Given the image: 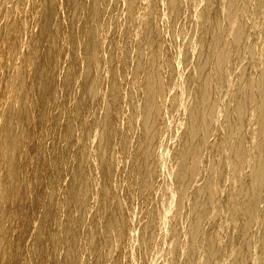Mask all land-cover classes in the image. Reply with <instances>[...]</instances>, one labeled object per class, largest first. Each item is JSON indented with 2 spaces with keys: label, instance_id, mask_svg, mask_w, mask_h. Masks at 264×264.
Segmentation results:
<instances>
[{
  "label": "bare ground",
  "instance_id": "1",
  "mask_svg": "<svg viewBox=\"0 0 264 264\" xmlns=\"http://www.w3.org/2000/svg\"><path fill=\"white\" fill-rule=\"evenodd\" d=\"M39 1L41 3L40 9H39V12H40L39 27L37 28V31L35 32L34 36L32 35L33 40H34V45L31 48V53H30L31 62H29V65H28V73L31 77L30 78L28 76L29 77L28 79H31V81H29L30 82V84H29L30 91H28L29 93H27L26 95L21 96L20 106L17 107L18 109L15 112H14V110L7 112V115H6L5 121H4V126L2 125V127L4 128V131H5L4 137L2 138V140H4V146H3L4 152H5L4 158L6 159V161L9 164H12V165H14L16 162L18 163V161H19L21 168H20V171H19V169L17 171L13 170L11 172V174H9L10 175L9 179L7 177L0 179V193L3 196L2 199H4L5 193L8 191L10 186L13 184L14 185L19 184L21 182V185H20L21 190H20V193L18 196V203H20L21 211L26 213V217H25V219H23L21 226L18 229L19 233H18V237H17V240H16L14 246L11 249L8 248V249L3 250L2 260H4L5 262L13 260L12 264H78L79 263V259H80V256H79L80 253L79 252L80 251H79L78 241L80 242V240H78V238H79L78 230H81L79 228H81V226L83 225V224L81 225V222L84 219V213L86 210L83 200H85L86 198L88 199V196L90 197V195H88L90 192L89 191V185H88V174H89L88 172H89V167H90V165H88V160H89L88 159L89 158L88 157L89 156L88 155V149H89L88 148L89 147L88 140L90 138L89 135L94 130L93 128L95 126H93V125L96 124V131L98 134L96 132L95 133H96V136L99 137L97 139L98 143L96 145V155H97L96 158H97V168L99 170L98 175L100 176L99 179L101 181V187H102L101 195H100V198L98 201V203H99L98 208L99 209H97L99 212H97V213H100V215L99 214L98 215H99V218L101 217L103 224H102V227H99V225H98L99 219L94 220V218H93L91 221L92 227H90L91 232H89L90 238L92 240V244L89 247V255L91 257V259H90L91 262H89V261L88 262L90 264H103V262L105 261L104 262V264H105L106 260H107L106 258H108L109 251H112L111 250L112 249L111 246L113 243L112 242L113 239H112V235H111L113 233L112 231H114V233L116 234L117 231H119L120 229H122L125 226V224L123 223V221H125L123 219L124 217L121 218L122 214H119V209H121V206L118 203V201H117V203L119 204L120 208L118 206H115L116 207L115 211L113 209L114 212H110L109 207L112 206V205L110 206V201H111L110 198L112 196L114 197V195H115L114 193H113L114 195H112V193H111L112 188H113L112 187V182H113L112 174L114 175L113 169L115 168L114 163H116V160H115V158H116V154H115V149H116L115 134L116 133H115V130H116V127L118 128L117 124L119 123V114H120L119 111H121V108L119 109V107L121 106L120 103L124 102V101H121V100H124V99H122L123 97L120 99V95H121L120 93H121V87L124 86L125 84H122V86H120L119 78L122 76V79H123V77H124L123 80L121 79L122 83H123V81L125 80V77L127 78V76H126L127 72L131 77V79L129 77L130 81H132V82H130V84L133 83L132 86H133L134 90H136L137 92L139 91L140 95L142 94V96H141L142 99L140 101L139 107L138 108H132V110H131V115L133 117H135L136 115H139V114H137L138 112L141 113V116H142V121H141L142 123H138L139 125H141V128H140L141 129L140 147L138 148V150L136 149L137 150L136 153L133 152L135 154L133 157L131 156V158H133V160L130 159V160H132L131 163L133 165V171H134L133 172L134 177L132 176L131 180H132V182H136V180H139L141 187L143 186L144 183H146L147 181H150V180H148L149 178L152 179L155 177L158 180V176H157L158 174L157 173H159V171H160L159 166L157 167L159 169V171L156 168V165L158 163L154 167V165L150 163V159H151V155L153 154V150L156 146L155 144L157 142L156 140H157L158 133L161 132L160 128L162 130L159 117L161 114L162 96H163V87H164L163 73H162L163 69H162V64L160 61V53H161L163 46L155 34V31L157 28V19L161 15V12L159 11L158 7L147 2L148 0L143 1V2L141 0L140 1L131 0L128 2L127 13H126L127 21H126V26L124 27L125 28L124 33L119 32L120 34L123 33V35L121 36V39L118 42L117 46H114L115 48L112 49L113 54L117 58V61L115 64L112 65L111 70L109 69L110 70L111 91L109 93L110 95H109V99H108V103H107L106 113L104 114V116L102 118L98 119L97 115H96V108H95L96 83L94 80V70H95L96 66L99 64V57H100L99 56V48H100V44H101L99 39H98V28H97L96 22H95V16H96V12H97L96 10H97V7H99V2H98V0H95L85 10L84 9L85 7L82 4V0H66L65 10L67 9V17H66L65 27L67 28L66 30L68 31V34H67L68 36L66 38L67 39L66 40L67 41L66 42V48L68 50L67 52H69V58H66V59H68L67 71H66V74L62 78V85L64 87L65 94L68 97L70 94L75 95V99H74L75 101L72 99L74 101V111L72 114L73 118L76 120H81L86 115L92 114L94 116L95 124L93 123V125H92L93 128H91L92 127L91 126L85 130V132L81 138V141H80L79 152H77V154H75V155L73 154L74 155L73 159L75 160L74 162L76 163V167H75V170H74L72 178H71L69 191L66 194L65 199H64V211L63 212L65 214V217H64L63 223L61 225L62 229H59V230H61L59 232H61V235L62 234L63 235L62 236L59 235V237H58L56 234L57 232L56 233L53 232V230L55 229L54 225L57 221V215L54 212V194L55 193H54L53 181L49 176H45L41 173V171L39 169V166L42 162L41 158H38L37 160H35V159L31 158L32 156H30L32 150H38L39 152L41 150H43V148L41 149L42 145L40 143V140L38 139L39 138L38 137V133H39L38 127L43 122L44 116L46 115V113L48 114L49 112H52L51 116H52L53 122H52V124L50 123L51 124L50 126L52 128L56 127V124L60 120V116H61V109H59L56 106V99H55L56 88H57L56 83L58 81V74H59L55 57H56V54L60 51L59 49L61 47V40H62V39L60 40V35H59V31L61 30V28H60L61 23L60 22L62 20H59L57 18L58 15L56 16V9H57L60 2L58 0H38V2ZM180 1L181 0H168L166 12L165 13L163 12V13H164V15H167L166 17H168L170 25H173L174 22L178 18H180V16L183 14L182 4ZM202 1H204V0H202ZM205 1H206V6L204 5V7H205L204 9L202 7L203 10H202L201 15H200V21L204 24V29H203L202 33L200 34V36L198 38V42H197L198 57H197V60L195 62L196 63L195 68L193 69L190 76L188 77V83L194 81V83H196V87L193 90V87L195 85L192 86V89H191L192 91L189 92V94H188V98H187L188 99L187 119H186V121L184 120L186 122L185 123L186 127H185L183 134H182L183 135L182 136V142L180 141V144L182 143V147H180L181 152L178 153L179 156L178 157L176 156V159H174V160H177V164H178V168H177V164L174 165V166H176V170H178V172L175 170L177 174H176V176L174 175V177H175L174 180L176 179L175 183H177V188H176L177 191H175V193L176 192L178 193V195L183 199L182 201L187 200V202H189L190 205H189V203H187V204L189 205V207L191 206L190 210L192 209L191 214H189L191 216V218H189L190 220H188L189 223L187 222L188 228L186 227L188 230L184 228L186 230L185 235H187L186 233L188 231V236H186V237H188V242H186V245L188 248L187 250L189 252L188 251H186V252H188L189 256L187 257L186 255H184V256H186V259L184 257V260L182 263H186V264H192L194 262H197V260L199 262L201 261L200 262L201 264H212L213 258H215V260L218 259V258H216L218 256H215V255L219 254L218 253L219 252L218 251L219 246H220V249H219L220 252L222 250L221 249V243L219 244L220 239L218 238V234H217V231L219 233L220 230L218 228V230L216 231V229L214 227V225H216L215 223H217L216 221H218V219L217 220L215 219V221L213 220V223H210V226L212 224H214L213 227H211L210 229L209 228L206 229V230L209 229L208 235L205 236L206 234H204V236L208 237V240H207L208 242L206 241L207 243H205V242L204 243L208 244V245H207V247L205 245L206 249H204L203 250L204 252L202 251L203 253L200 254L201 257H199L200 249L198 248L199 247L198 241H201L202 240L201 237L202 238H204V237H203V234H201L200 235L201 237L198 240V236L201 233V231H200L201 227H203L205 225V224H203L205 219L207 221V218H209L211 216L210 214H212V212L216 210V209L213 210L214 203L218 202V205H222V204H220L222 202L220 200V199H222L221 193L219 195V192H220L219 190H221L222 188L219 189V187H222L221 184H223V182H222L223 177L225 176L224 177V179H225L227 174L234 172V174L232 173L233 175L230 174L231 176H233V183H234V179L238 180L237 177H239L238 174L240 173L239 172L240 169L242 168L241 172H242V170L245 169V167H244V169L242 167L243 164L245 163L244 166H246V164L249 161L243 162L244 157H245L244 151L247 149L246 148L244 150V146L241 142L244 139L241 138L239 140V138H235L234 143H235L236 139L239 140V143L237 142V145L235 147H234V144H232V147H234V149H231L232 152L230 151V147L227 145L228 142L226 145L229 147V150L228 149H227L228 151L225 150L226 153L227 152L229 153V151L231 152L230 153L231 155L230 154L229 155L231 156L230 161H231V164L233 165V171L232 170H231V172L229 171L230 170L229 169L230 166H228L229 164L227 165L229 167L228 172L224 171L225 169L223 170V168L225 166L224 161L226 159V156H225V159H222V158L219 159L220 158L219 154H218L219 158L216 157L217 156L216 152L219 151L220 154L221 153L223 154L224 148L222 149L219 146L221 148L220 149L218 146H216L219 149L218 151H216V147H215V144L219 145L220 142H224V140L220 141L222 139L221 136L224 133L221 136L219 135L220 136L219 137L220 138L219 143L216 142L214 144V148H213V145H210L208 143L207 139H208V136L210 135V133H212L210 131L212 130L211 127L212 128L214 127V125H212L213 122L216 126L218 125L215 123L216 121H214L213 116L216 117L217 114L216 115H214V114L217 112H214V111H217L218 107L220 108V106H217V108H215L216 105L218 104L217 101L220 99V96H219V99H217L218 93L221 90V88H219L220 83L222 82V80H225L224 79L225 75H227L229 73L227 70H225V68L230 63L233 66L232 62H234L238 58L237 56L239 54L240 49H241V52H242V50H244V49H242V45H243V43H246L249 40L248 39L246 42H244V40H246V36H248L247 34L249 32L248 30H250L249 28H251V29L254 28V31H256L255 30L256 28L252 24H251V26H253V28L248 27V23L250 26V21L248 22L247 18L245 19L244 17L243 18H240V17H242L241 15H243V16L250 15L251 16L250 19H252V21H254V24L256 23L255 21H259L258 23L261 24L260 22H262L264 20V0H205ZM62 2H63V0H62ZM89 4H90V2H89ZM3 5H5V0H0V14L2 11ZM27 5H29V4H27ZM62 5H63V3L59 6H62ZM26 6L23 5L24 8ZM31 7H33V6H31ZM186 8H187V5H186ZM243 8H245L246 11L248 8H250V11H247V12H251V13H247L248 15H246L245 10H244V12H242L240 17H239L240 19L237 18V20H236V14H238L237 12H239L238 10L241 9V11H243L242 10ZM59 10H60V7H59ZM30 11L28 9V12H30ZM33 11H34V9H33ZM61 12H63V11H61ZM139 12H143L146 16V21L143 23V25L140 29L137 28L134 24V17L137 13L139 15ZM238 15H237V17H238ZM1 20H3V19H1ZM20 20L22 21V19H20ZM233 20H235V27H237V28H235L236 30H231L233 26H231L230 29L228 28L229 25H231ZM36 21H37V19H36ZM28 22H27V24H28ZM229 22H230V24H228ZM226 24L228 25L227 28L232 31V32L230 31L231 36H230V34L229 35L227 34L229 32V30L228 31L225 30L226 27H224V26H227ZM233 24H234V22H233ZM236 24H237V26H236ZM259 24H257V25H259ZM31 25H32V23H31ZM136 28L139 29L141 31V33L143 34V36L145 38L144 42L146 45H140V44H137L133 41V35L137 30ZM163 28H164V25H163ZM197 29H198V27H197ZM138 31H137V34H139ZM233 31H235V32L233 33ZM250 31H252V30H250ZM256 34H257V36H256L257 39L254 37L256 39V44H255V42H253V44H255V46H256V49L254 48L255 46L253 47V45H252V47L255 50H258L260 52L259 53V54H261L259 56L260 58L262 56H263L262 58H264V27L262 28L261 31L258 30V33H256ZM27 35H28V32H27ZM249 35H252V34H249ZM20 36H21V34H20ZM22 37H23V35H22ZM137 37H136V39H137ZM249 37H251V36H249ZM249 37H247V38H249ZM47 40H49V43L45 44V41H47ZM24 42H25V40H24ZM244 45H246V44H244ZM13 46H14V44H13ZM250 46H251V44H250ZM2 47H3V44H2ZM62 47H61V49H62ZM191 47H192V45H191ZM246 47L243 46V48H246ZM252 47H250V48H252ZM25 49L28 50V47ZM247 49H249V48L247 47L246 50ZM254 49H253V51H254ZM21 50H22V48H21ZM133 51L136 52V61H134V62L131 61V53H133ZM185 51L183 52V54L186 53L187 59L186 58H183V59L189 60L190 54L192 53L191 52L192 49H188L186 52ZM250 51H252V49H249V52ZM14 54L15 53H13V55ZM250 54H251L252 59L256 58V55H258V54H255V57H254V55L251 52H250ZM252 55H253V57H252ZM15 56H16V54H15ZM182 57H185V55ZM239 58H240V56H239ZM59 59H60V57H59ZM110 59H112V58H110ZM18 61L19 60H17L16 63ZM251 61H255V59H253ZM251 61L249 60V62H251ZM257 61H259V60H257ZM257 61H255V63ZM6 62H7V60H6ZM64 63H65V61H64ZM163 64H164V62H163ZM251 64H249L248 66H244V68L246 70H243V72H241L242 74L240 75V78L238 76L239 80H236V82H234L237 84L236 93H235L236 95L234 94L235 95L234 96L233 95L234 92H233L232 96L234 97V99L232 97L233 100L231 99L232 100L231 104H230V102H228L230 105L229 109L231 107V110H230V113L227 112V114L229 113V115L226 116L227 117L226 121L224 120L225 121L224 122L225 128L222 126L221 127L222 130H220L221 128L219 129L220 126H218V129H217V131L219 130L218 132H221V133H222V131L223 132L227 131L228 133H226V136L229 133L230 134L232 133V136H233V133H235V131H233V129L235 130L236 125H239V127L241 126L242 129H243V127L244 128L246 126L248 127V123L252 122L251 119H250L251 122L248 121L249 120L248 118L250 117L249 115L251 112H252V114H254V112H253L254 109L252 110L251 107L254 106V101H256V100L258 101V102H256L259 104L258 113L256 112L258 115H256V113L254 114V115L258 116L257 121L255 120L256 118H254L256 116H254L252 118L253 115L251 114V118L254 119L253 120L254 122L255 121L256 122L254 123V125L252 127V132L250 130L251 134L248 133V135H250V137L248 139L250 142H252L254 144L253 146H256V149H255V147L252 146L253 147V150H252V148L246 144V147L247 146L249 147V151H250V149L252 151L255 150L254 153L252 152L253 154L251 152L249 153V154L253 155V157L251 158L253 161L251 160L249 162V163H253V165L251 164L252 169H251L249 174H247V172H246L248 170L243 171V172H246L245 175H248V176L245 179L244 178L240 179L242 181L240 183L241 185L238 186V187H240V189L237 187L235 190L233 187V183H232L233 189L238 193H236L237 195L235 194L236 195V201L234 200V203H231L232 200H230L229 203H231L233 205L236 203V206L234 205L235 207L234 206L230 207L232 205H230V204H228L230 206L226 205L227 204L226 200L228 201V199H229L228 197H226L228 199H223L225 201V202L223 201L224 205H226L227 207H230L231 209L233 208L232 214H230L231 215L230 220L231 221L233 220L232 222H234L232 225V227L234 226V231H231L233 228L230 226L232 228V229L230 228L231 229L230 232H233V233L231 234L229 232L230 234L228 233L227 234L228 236L224 235L226 238L229 237L228 239L230 240V242H228L229 243L228 245L224 244V245H227V248H226V246H224V248L226 250L225 252L229 256L230 264H249V263H251L250 262L251 260H252V262H255L254 261V257H255L254 255H256V254L255 253L252 254L254 257L251 256V252H252L251 251L252 250L251 244H252V242H254L253 241L254 239L252 240V242H250V235L251 234H249V233H250L251 225H253V223L255 222V220L258 217L257 214L259 211L257 212V214L255 212V208H259L256 206V205H259L258 199L261 196V194H262V199H263V195H264L263 194L264 193L263 192V189H264V140L262 139L264 137V61H262V63L260 65L259 64L254 65L253 62ZM63 65H65V64H63ZM235 66L238 67L237 64H235ZM249 66H250V68L247 69L246 67H249ZM8 68H9V66H8ZM167 68H166V70H167ZM4 69H5V67H4ZM230 69H231V67H230ZM251 70H252V72H251ZM253 70H255L256 72H254ZM169 71L172 72V67L169 68ZM226 71L228 72L227 74L225 73ZM21 72H22V70H21ZM62 72H63V70H62ZM251 73H252V75H251ZM253 73L257 74L256 77L253 75ZM226 77H227L226 79L230 82V80H231V79H229L230 76H226ZM59 81H60V79H59ZM225 81H224V83H225ZM221 84H222V86L225 85V84L223 85V83H221ZM230 84H228V86ZM228 86L225 85V87H228ZM235 86L232 87L233 89H231L230 91H234ZM131 87H130V89L128 88V92L132 90ZM218 90H219V92H218ZM102 93H103V91H102ZM124 93H126L125 94V97H126V95H128V93L127 92H124ZM134 93H136V92L131 91V92H129V95H128L129 97H126V98H129V100H128L129 104L133 103V99L135 97ZM123 94H122V96H123ZM139 94H138V96H139ZM74 95H73V97H74ZM225 95H226V93H225ZM225 95H224V98H226ZM229 95L231 98L230 93H229ZM4 98H5V96H4ZM230 98H229V100H230ZM61 99H62V97H61ZM254 99H256V100H254ZM125 100H127V99H125ZM9 103H11V102L9 101ZM2 104H3V102H2ZM70 104L71 103H69V105ZM227 105L228 104L226 103V107H227ZM71 106H68V107H71ZM256 107H257V105L252 107V108H255V110H256ZM102 108H103V104H102ZM222 110L224 111V109H222ZM64 113H65V110H64ZM224 113L226 114L225 111H224ZM92 115H90V116H92ZM14 117L17 119H15ZM139 117H140V115H139ZM226 117H222V118L225 119ZM15 120H18V123H19V128H20L19 133H17V131H16ZM138 120H141V119L139 118ZM222 122H223V120H222ZM222 122H221V124H222ZM80 123H82V122H80ZM252 124H253V122H252ZM241 127L239 129H241ZM90 128L93 130L90 131L91 130ZM236 128H238V127L236 126ZM47 129H48V126H47ZM243 130L241 132H243ZM61 131H62V129H61ZM78 131H79V128H78ZM247 131L249 132V130H247ZM236 134H237V131H236ZM238 134H240V133L238 132ZM243 135H245V134H243ZM243 135H239V136L242 137ZM134 136H136V135H134ZM226 136H225V138L227 139ZM232 136H229V137H231V138H229V140L232 139ZM239 136H237V137H239ZM0 137H2V136H0ZM50 137H51V135H50ZM57 137H58V135H57ZM74 137L75 136H74V130H73L72 124L71 123L66 124L65 129H64V138H65L66 143H67V148L74 141ZM76 137H78V136H76ZM246 138H245V140H246ZM259 140H261V141H259ZM77 141H78V139H77ZM127 141H129V140L126 138L125 142H127ZM57 143H58V141H57ZM224 143H226V141ZM72 144L74 147V143H72ZM221 145H223V143ZM227 146L226 147L222 146V147L228 148ZM56 149H57V146H56ZM214 149H215V151H214L215 153L213 152ZM0 150H1V148H0ZM65 150H66V152L68 151V149H65ZM221 150H222V152H221ZM206 152H208V154H210L209 157L211 155H213V157H214L213 159L217 158L219 161L221 160L220 163L222 161L224 163L223 164L224 166L222 165L223 166L222 170H220V171L224 172V174L221 172L224 176L222 175V178H220V180L218 179L219 181H221V184H220L221 186H219V182L217 181V178H219L221 176V173L219 175L218 170L215 168V165L214 164H213L214 166L211 165L208 169L202 166L203 168L208 170V175L206 176L207 180L204 182V184L202 186L197 187L192 193H190V195H188L187 193H189V192H187L188 191L187 188L190 185L194 184L193 180H196L195 179V173L200 172L199 170H198V172L196 171L197 168L200 166L201 163L204 162V160L207 159L206 157H205L206 159L203 158V156L205 155ZM214 154H215V156H214ZM247 155L248 154L246 151V156ZM227 157H228V155H227ZM249 157H251V156H249ZM71 158L72 157H70V159ZM211 158H212V156H211ZM213 159L208 158L207 160H208V162H209V160H211L212 162L211 161L210 162L214 163ZM202 160H203V162H202ZM227 160L228 159H226V161ZM91 161H89V162H91ZM230 161H229V163H230ZM157 162L160 163V161H157ZM205 162L203 163L204 165L206 163H208V162H206V163ZM249 163L247 164L248 166H249ZM218 164H219V162L217 163V165ZM217 165H216V167L219 169L221 166H219V165L217 166ZM52 166H53V163H52ZM63 167H64V164L60 160H58L56 163L57 172L62 171ZM202 167H199V168H201L200 169L201 174H202V170H204ZM225 168H227V167L225 166ZM156 169H157V173H154V171ZM249 169H250V166H249ZM207 170H205V171H207ZM29 171L30 172L32 171L33 175L31 176L30 179H27V182H26V180H23L21 178V173L22 172L27 173ZM215 171L218 173L219 177L216 176ZM243 172H242L241 176L244 175ZM153 173L155 174L154 177L151 176ZM198 176L199 175H197V177ZM133 178H137V179L133 180ZM231 178H230V181H232ZM226 179H225L226 181H229L228 180L229 178H226ZM242 179H244V180H242ZM153 181L154 180H152V183H153ZM156 182L157 181L155 180L152 188L154 187V184ZM236 182H235V184L239 183V182H237V183ZM149 183L152 185L151 182H148L147 184L149 185ZM128 184H129V182H128ZM195 184H196V182H195ZM131 185L136 186L137 183L136 184L133 183ZM37 186L38 187L44 186L43 188H46V190L49 191V193H48V191L47 192L45 191L46 193H48L47 195H44L45 197L43 196L45 198V201L42 199L43 198L42 195L44 193L41 192L42 195L39 193L42 188L40 190H38L39 192L38 191L36 192L35 190L33 192V188L37 187ZM144 186H145V184H144ZM144 186H143V188H144ZM146 187L147 186H145V188ZM229 187H231V186H229ZM152 188H150V190H152ZM176 189L174 188V190H176ZM237 189H239V190L237 191ZM42 190L44 192V189H42ZM128 190L130 191L129 193H131L132 188L130 187ZM234 190L232 192H234ZM146 191H147V189H146ZM228 191H229V193H232L231 190H228ZM149 192H152V191H148V193ZM223 192H224V188H223ZM223 192H222V194H223ZM146 194L144 196L145 199H146ZM149 194H151V193H149ZM219 196H221V198ZM217 197L220 199H218ZM39 198H41V201L43 200V203L41 206V211L37 212L35 207L38 203H40ZM141 198H143V196H141ZM181 198H179V199H181ZM216 198L218 200H220V202L218 200H217V202H215ZM145 199H144V201H146V200L148 201V199H146V200ZM230 199H232V198H230ZM259 201L261 202V200H259ZM144 203L145 202H143V205H144ZM216 206L214 205V208ZM259 206H261V205H259ZM211 207H212V209H211ZM222 207H225V206H222ZM220 208H221V206H220ZM210 209H211V213H209ZM260 210H263V209L260 208ZM18 211H19V209H18ZM21 211H20V213H21ZM111 211H112V209H111ZM154 212H156V211H153L152 213H154ZM76 213L78 214V216L75 215ZM158 213L156 215L154 214L155 215L154 217H153V214H151L152 219H150L151 221L146 225L145 233L141 236L142 237L141 241H140L141 242L140 243L141 248L139 250H141L140 254H141L142 260L146 261V263L150 262L149 259L151 258V256L149 257V255L151 254L150 251L152 250L151 247H152V244L154 242V236L157 235L156 231L159 230V229L156 230V223H157L156 222V216H158L160 214V213L159 214ZM207 214H209L210 216L208 217ZM255 214H256V219L254 218ZM98 215H97V218H98ZM119 215L121 216L120 218L123 219L122 223H121V221H119V219H120ZM262 215H263V217H262ZM262 215L259 214V219H260V216L262 217L260 219V220H262L260 222H262L261 224L263 226L262 239L260 240L261 242H258V243H260L259 247H257V246L255 247L256 250H257V248H259V255H258V252L256 251V253L258 255V257H257L258 259H256V261L258 260V264H264V214L262 213ZM74 216L75 217L77 216V217L75 218ZM159 217H160V215H159ZM159 217H157V218H159ZM85 218H86V216H85ZM252 220H254V222H252ZM6 221H7V219H6ZM84 221H85V219H84ZM84 221L82 223H84ZM148 221H149V219H148ZM158 221H160V220H158ZM206 221H205V223H206ZM208 221H210V220L208 219ZM160 222L157 223L158 224L157 228L160 225L159 224ZM232 222L230 224H232ZM251 222H252V224H251ZM16 223H17V221H16ZM120 223H121V225H120ZM219 223H217V224H219ZM2 224H3V221L0 220V229L3 228ZM122 224L124 226H122ZM121 226H122V228H121ZM218 227L222 228L223 225L218 226ZM204 228H206V227H204ZM204 228H202L203 229L202 232L206 233V232H204ZM117 229H119V230H117ZM15 230H16V228H15ZM122 230L124 232V229H122ZM32 231H33V235H30V233ZM55 231H57V229H55ZM222 231H220L221 232L220 234H225V232L223 233ZM80 232L81 231H79V233ZM120 232L123 235V232L122 231H120ZM58 234H60V233H58ZM115 234H113V235H115ZM118 234H120V233L118 232ZM180 234H181V228L175 230L174 234L173 233L171 234V235H173L172 241L177 239L178 240L177 242H179V239H181L179 237ZM7 235L8 234H6V236ZM178 237H179V239H178ZM253 238H255V237L253 236ZM221 240H222V238H221ZM225 240L226 241H224L223 243L227 242V239H225ZM172 241L169 242V244L170 243L173 244ZM203 241H205V239ZM180 242H181V240H180ZM176 243H174V244H176ZM201 243L202 242H200V244ZM204 243H203V245H204ZM223 243H222V248H223ZM254 243H253L254 246L258 245V244H254ZM176 246L179 247L176 244L175 246L170 245V248L171 249H172V247L176 248ZM61 248L64 249V250L62 249L63 250V256L62 257L63 258L61 259V261H58L59 258L56 255H58L57 254L58 250ZM175 248L172 249L173 252H174ZM177 249L178 248H176V251L179 250V252H180V247L178 250ZM173 252L172 251L170 252L171 253L170 257L172 255L171 260H173V262H171L172 264L175 263L174 261H176V259L175 260L172 259L175 257V256H173ZM111 253L112 252H110V254ZM216 253H218V254H216ZM178 257H177L176 263H179ZM197 257L199 259H197ZM187 258H188V260H187ZM251 258H253V259H251ZM144 261H143V264H144ZM88 262H86V263H88ZM80 263H81V261H80ZM194 264H196V263H194ZM213 264H216V263L214 262Z\"/></svg>",
  "mask_w": 264,
  "mask_h": 264
},
{
  "label": "rangeland",
  "instance_id": "2",
  "mask_svg": "<svg viewBox=\"0 0 264 264\" xmlns=\"http://www.w3.org/2000/svg\"><path fill=\"white\" fill-rule=\"evenodd\" d=\"M34 1L33 0H5V5H3V8H2V11H1V14H0V20L3 19V20L0 21V67H1L0 68V73H1L0 74V86H1L0 87V109H1L0 110V112H1L0 113V126H1L0 127V136H2V137H0V148H1V150H0V174H1L0 175V179L1 178H5V177H7L9 179V177H10L9 174H11V172L13 170L17 171L19 169V171H20V168H21V165H20L19 161H18V163L16 162L14 165H12V164H9L6 161V159L4 158L5 157V152H4V148H3L4 140H2V138L4 137V132L5 131H4V128L2 127V125L4 126V121H5V117L7 115V112H10V111H13V110L15 112L18 109L17 107L20 106V98H21V96L26 95L27 93H29L28 91H30V87H29L30 82L29 81H31V79H28L30 77V75L28 73V65H29V62H31V59H30L31 48L34 45L33 36H34L35 32L37 31V28L39 27V21H40L39 9H40V4H41L40 1L38 2V0H34ZM58 1L60 2L59 5H61L63 3L62 6L58 5V7L56 9V16L58 15L57 18L59 20H62L60 22L61 23V27H60L61 30L59 31V35H60V40L62 39L61 40V47L63 46L62 47L63 50L60 47V49H59L60 51L56 54V57H55L56 62H57V67H58V73H59L58 74V81L56 83L57 84V88H56V97H55V99H56V106L59 109H61V116H60V120L56 124V127L52 128L50 126L52 124V122H53L52 121V116H51L52 112H49L48 114L46 113V115L44 116L43 122L38 127V132H39L38 133V137H39L38 139L40 140V143L42 145L41 149L43 148V150H41L40 152L38 150H32L30 156H32L31 158L35 159V160H37L38 158H41L42 162H41V164L39 166V169H40L41 173L43 175H45V176H49L52 179V181H53L54 193H55L54 194V212L57 215V221H56V223L54 225L55 226L54 228L57 229V231H55V229H54L53 232H55V233L57 232L56 234L59 237V235H61V232H59L61 230H59V229H62L61 225H62L64 217H65V214L63 212L64 211V199H65L66 194L69 191L71 178H72L73 172H74L75 167H76V163L74 162L75 160L73 159V156L75 154H77V152H79L80 141H81V138H82L85 130L88 129L89 127H91L93 125V123L95 124V122H94L95 120H94V116L92 114L86 115L81 120H76V119L73 118L72 114H73V111H74L75 95L74 94H70L69 97H68L65 94L64 87L62 85V78L66 74V71H67L68 59H66V58H69V52H67L68 50L66 48V42H67L66 38L68 36L67 35L68 31L66 30L67 28L65 27V25H66V17H67V9L65 10V8H66V0H63V2H62V0H58ZM94 1L95 0H82V4L85 7L84 9L86 10V8H88ZM129 1H131V0H98L99 7H97V10H96L97 12H96V16H95V22H96V26L98 28V39H99L101 44H100V48H99V56H100L99 57V64L96 66V68L94 70V80H95V83H96L95 108H96V115H97L98 119L102 118L104 116V114L106 113L107 103H108V99H109V95H110L109 93L111 91L110 70H111L112 65L115 64L116 61H117V58L113 54V50L112 49L115 48L114 46H117L118 42L121 39V36L124 33V30H125L124 27L126 26V21H127V17H126L127 5H128ZM137 1H140V0H137ZM141 1L143 2V1H146V0H141ZM89 2H90V4H89ZM147 2H149L152 5H155L156 7H158L159 11L161 12V15L157 19V28H156L155 34H156L157 38L159 39V41L161 42V44L163 46V48L161 50V53H160V61H161V64H162V69H163L162 73H163V84H164V87H163V96H162V108H161V114H160V117H159L160 118V122H161L160 125L162 127V130L160 128L161 132H159L160 134L158 133V136H157V140H156L157 142H156V144H155L156 146L154 148L155 151L153 150V154L151 155V159H150V163L153 164L154 167L158 163L156 165V168L159 166L160 171H159L158 168L157 169H158L159 173H157V169L154 171V173L158 174L157 175L158 176V180H157V178L154 177L155 174L153 173L151 176H153L154 178H152V179L149 178L148 180H150V181H147L146 183H144L145 186H147L146 188H145V186L143 184L145 189L143 188V186L141 187L140 181L136 180L137 178H133V180H136V182H132V180H131L132 176L134 177V175H133V172H134L133 171V165L131 163L133 158H131V156L133 157L135 155L134 153H136L138 148L140 147V139H141V133H140L141 129L140 128H141V125H139L138 123H142L141 122L142 121L141 113H139V112L137 113V114L140 115V117H139V115H136L135 117H133L131 115V110H132V108H138L139 107L140 101L142 99V97H141L142 94L140 95L139 91L137 92L136 90H134V88L132 86L133 83L130 84V82H132V81H130L131 77H130V75L127 72L126 73L127 75L125 74L127 76V78L125 77V80L123 81V83H122V80L124 79V77H123V79H122V76L119 78L120 86H122V84H125L124 86L121 87V93H120L121 94L120 95V99L123 97L122 99H124V100H121V101H124V102L120 103L121 106L119 105L120 106L119 109L121 108V111H119L120 112V114H119V123L117 124L118 128L116 127V130H115V133L117 134V135L115 134V143H116V149H115L116 158H115V160H116V163H114L115 164L114 165L115 168L113 169L114 172L112 171L114 173V175L112 174V178H113L112 187L113 188H112V192H111L112 195H114V194L115 195H114V197L112 196L110 198V200H111L110 201V206L111 205L112 206L109 207L110 208V212H114L115 208H116L115 206H118L119 208L121 206V209H119V214H122L121 215L122 217L119 215V218L120 217L121 218L124 217L123 219L125 221H123V219H121V218L119 219V221H121V223L123 221L125 226L123 224H122V226H124V227L122 228V226H121V228L124 229V232L120 228H119L120 230L117 229L119 231H117V232L115 231L116 234L114 233V231H112L113 233L111 235H112V239H113L112 242L113 243L112 242L111 243H112L113 247L111 246V248H112L111 250L112 251H109L108 258H106L107 260L105 259L106 260L105 264H143L144 260H142L141 254H140L141 250H139L141 248V245H140V243H141L140 241H141V238H142L141 236L145 233L146 225L151 221L150 219H152L151 218L152 217L151 214H153V217H154L158 212L160 213V214L158 213L160 215V217H159V215L156 216V222L158 223V222L161 221L159 223L160 227L158 226V228H157L158 224L156 223V230H158V229L159 230L156 231V234H157V235H155L156 237L154 236V242H153L152 247H151L152 250L150 251L151 254L149 255V257L151 256V258L149 259L150 262L146 263V261H144V264L145 263L146 264H148V263L149 264H172L171 262H173V260H171L172 255L170 257V254H171L170 252L171 251L173 252L172 249H174L175 247L174 248L172 247V249H171L170 245L171 246H175L177 244L180 247V252H179V250H178L179 247L176 246V248H178L177 249L178 251H176V248H175L174 252L176 254L173 252V256H175L176 258L175 257L172 258L174 260L176 259V261H177V257L179 256L178 257V262L180 264L183 262L184 257L186 259V256L187 257L189 256V254H188L189 251L187 250L188 248H187V245H186V242H188V237H186V236H188V231L186 233L187 235H185V232H186L185 229L188 228V223H189L188 220H190L189 218H191V216L189 214H191L192 209L190 210L191 206L189 207L190 203L187 202V200H184L185 202L182 201L183 199L178 195V193L177 192H176L177 194L175 193V191H177V189H176L177 188V183H175L176 179L174 180V178H175L174 175L176 176V174H177L176 171L178 172V170H176V166H174V165L177 164V160H174V159H176V156L177 157L179 156L178 153L181 152L180 147H182V143L180 144V141L182 142V136H183L182 134H183V132L185 130V127H186V124H185L186 122L185 121L187 119V107H188V105H187L188 99L187 98H188V94H189V92L192 91L191 90L192 86L195 85L193 87V90L196 87V83H194V81L188 83V77L190 76L191 72L195 68V64H196L195 62H196L197 57H198L197 42H198V38H199L200 34L202 33V31L204 29V24L200 21V15H201L202 10L205 8L204 5L206 6V1L205 0L204 1H202V0H181L180 2L182 4L183 14L180 16V18H178L174 22L173 25H170L168 17H166L167 15H164V13L166 12V7H167L168 0L167 1L166 0H148ZM27 4H29V5H27ZM23 5L24 6L27 5V6L24 8ZM186 5H187V8H186ZM31 6H33V7H31ZM59 7H60V10H59ZM202 7H203V9H202ZM28 9H29V11L31 9L32 10L30 12H28ZM33 9H34V11H33ZM248 9H247V11H250V8H248ZM242 10L243 11H241V9L238 10L239 12H237V13L239 15L236 14V20H237V18L238 19L243 18V17L245 19L247 18V21L248 22L250 21V26H249V23H248V27H252L253 28V26H254L256 28L255 30L257 32L254 31V28L253 29L249 28L252 31L248 30L249 31L248 34H247L248 36H246V40H244V42H246L248 39L249 40L246 43H243L242 49H244V50H242V52H241V49H240V51H239L240 55L238 54V56H237L238 58L240 56V58H239L240 60L237 58L238 60L237 59L235 60L236 62L238 61L237 63L234 61L235 63L232 62L233 66L230 63L229 65H227L228 67L226 66V68H225V70H227L230 74L226 71L225 73L226 74L228 73L227 75L224 74L225 75L224 79L226 81L222 80L221 83H223V85L225 84L226 86H228V84H230V83L231 84L228 87H225V85L222 86V84L220 83L219 88H221V90H220V92L218 90V92L220 94L218 93V96H217L218 97L217 99H219V96H220V99L217 101L218 104L215 107V108H217V106H220V108L218 107L217 111H214V112H217V113H215V114L213 113L214 115L217 114L216 117L213 116V119H214V121H216L215 123L218 124V125L216 126L214 124V122H213L212 125H214V127L213 128L211 127L212 130L210 132H212V133H210V135L208 136L207 141H208V143L210 145H213V148H214V144L216 142L219 143V140H220L219 137L224 133L221 136L222 139L220 141L224 140V142L226 141V143L220 142L219 145L215 144V147L216 146H218V147L220 146L222 149L224 148L223 149L224 151H223V154L222 153L220 154V152L218 151L219 150L218 147H216V151L219 152V153L216 152V155H217L216 157L219 158V156H218V154H219L220 155L219 159H221V158L225 159V156H226V159H228L230 161V159H231V156H230L231 154L230 153L232 152L231 149H234V147L237 145V142L239 143V140L242 138V139H244L243 141H241L243 146H244V150L247 148L244 151V156L245 157H244V161L243 162H247V161L250 162L252 160L251 158L253 157L252 154L255 151V150L252 151L253 147H255V149H256V146H253L254 144L252 142H250L249 139H248L250 137V135H248V133L251 134L250 130L252 132V127H253L254 123L257 121V117H258L256 115H258L257 113H258L259 104L256 103V102H258L256 99H254V100H256V101H254V106L257 105L256 110H255V108H252L254 106H252L251 109L252 110L254 109L253 110L254 114L256 112L257 113H256V115H254L251 112L250 115H249L250 117L248 116L249 117L248 121L251 122V120H252L253 124H252V122L248 123V127L246 126L247 128L243 127L244 130L242 129L241 126H240L241 129H239L240 128L239 125H236L238 128H236V126H235V130L233 129V131H235V133H233L234 137L232 136V133L231 134L229 133L226 136V133H228L227 131H224V132L222 131V133L218 132L219 130L217 131L218 126H220L219 129L222 126L225 128V123L224 122L227 119L226 116L229 115L230 110H231V107L229 109L230 105H229L228 102H230V104H231L232 100L234 99V97L232 96V93L234 92L233 95L236 93L237 84L234 83V82H236V80H239L240 75L242 74L241 72H243V70H246L244 68V66H248L252 62H253L254 65H256V64L258 65L260 62L262 63V61H264L263 60L264 58H262L263 56L261 58L259 57L261 55V54H259L260 52L258 50H255L256 49L255 44H256V39H257L256 38V36H257L256 33H258V30L261 31L262 28L264 27V20L262 21L263 23L260 22L261 24L258 23L259 21H255L260 26L257 25L256 23L254 24V21H252V19H250L251 16L247 14V13H251V12H247L245 8H243ZM244 10H245L246 15H248L249 17L241 15V13L244 12ZM61 11H63V12H61ZM237 15H238V17H237ZM240 15L242 17H240ZM20 19H22V21ZM36 19H37V21H36ZM26 21L27 22L29 21L28 24H27ZM145 21H146V16H145V14L143 12H139V15L137 13L135 15V17H134V24L139 29L142 27V25H143V23ZM230 22L228 24H230ZM233 22H234V24H233ZM31 23H32V25H31ZM251 24L253 26H251ZM163 25H164V28H163ZM231 26H233L231 30H236L235 28H237V27H235V20L232 21V23H231V25H229V27H228V25L224 26V27H226V28L228 27L230 29ZM236 26H237V24H236ZM197 27H198V29H197ZM226 28H225V30L228 31L229 29L228 28L226 29ZM139 29H137L136 32L134 33L133 41L135 43H137V44H140V45H146L145 42H144L145 38H144L143 34L141 33V31ZM231 30H229V32ZM137 31H138L139 34H137ZM27 32H28V35H27ZM119 32H123V33L120 34ZM229 32L227 34L228 35L230 34V36H231V32L232 31L230 33ZM234 32L235 31H233V33ZM20 34H21V36H20ZM249 34H252V35H249ZM22 35H23V37H22ZM249 36H251V37H249ZM136 37H137V39H136ZM247 37H249V38H247ZM24 40H25V42H24ZM253 42H255V44H253ZM48 43H49V40L45 41V44H48ZM2 44H3V47H2ZM13 44H14V46H13ZM244 44H246V45H244ZM250 44H251V46H250ZM191 45H192L193 48L191 47ZM252 45H253V47L255 46L254 47L255 49L252 47ZM243 46L244 47L247 46L249 49H252V51H250V52L252 54L255 52L253 54L254 57H255V54H258V55H256V58H253V59H255V61L259 60L260 62L257 61L255 63V61H251L253 59L251 58V54L249 52V49L246 50L247 47L243 48ZM249 46L252 47V48H250ZM27 47H28V50L25 49ZM21 48H22V50H21ZM188 49H192L191 52L193 54L192 53L190 54L189 60H185L183 58L187 59V57H186V53L183 54V52L185 50L187 51ZM253 49H254V51H253ZM13 53H15L16 56H15V54L13 55ZM181 55L182 56L185 55V57H182ZM253 55H252V57H253ZM59 57H60V59H59ZM110 58H112V59H110ZM6 60H7V62H6ZM17 60H19V61L16 63ZM249 60L251 62H249ZM64 61H65V63H64ZM131 61L132 62L136 61V52L135 51H133V53H131ZM163 62H164V64H163ZM63 64H65V65H63ZM235 64H237L238 67H236ZM8 66H9V68H8ZM229 66L231 67V69H230ZM4 67H5V69L6 68L7 69L5 70ZM170 67H172V72L169 71ZM166 68H167V70H166ZM246 68L249 69L250 66L246 67ZM21 70H22V72H21ZM62 70H63V72H62ZM253 71L256 72L255 70H253ZM251 72H252V70H251ZM251 75H252V73H251ZM253 75L256 77L257 74L253 73ZM226 76H230L229 77V79H231L230 82L226 79L227 78ZM238 76H239V78H238ZM129 77H130V79H129ZM59 79H60V81H59ZM224 81H225V83H224ZM234 86H235V88H234L235 90L234 91H230L231 89H233L232 87H234ZM130 87L132 89L131 90L132 92L133 91L136 92V93H134L135 97L133 99V103L132 104H129V101H128L129 98H126V97H129L128 96L129 92H131V91L128 92V88L130 89ZM122 90L124 92L128 93V95H126V97H125L126 93H124ZM102 91H103V93H102ZM225 93H226V95H225ZM229 93L231 94V98H230ZM122 94H123V96H122ZM138 94H139V96H138ZM73 95H74V97H73ZM224 95H225L226 98H224ZM4 96H5V98H4ZM61 97H62V99H61ZM232 97H233V99H232ZM229 98H230V100L231 99L232 100L230 101ZM125 99H127V100H125ZM9 101L11 103H9ZM2 102H3V104H2ZM69 103H71V104L69 105ZM226 103L228 104L227 107H226ZM102 104H103V108H102ZM68 106H71V107H68ZM222 109H224L226 114L224 113V111ZM64 110H65V113H64ZM227 112H229V113L227 114ZM251 114L253 115L252 118L254 116H256V117H254V118H256L255 122L253 121L254 119L251 118ZM90 115H92V116H90ZM222 117H226V118L224 119ZM139 118L141 120H138ZM15 119H17V118H15ZM222 120H223V122H222ZM80 122H82V123H80ZM221 122H222L223 125L221 124ZM17 123H18V120H15L16 131H17V133H19L20 128H19V123L18 124ZM68 123L72 124L75 137H74V141L72 142V143H74V147H73V144L71 143V145H69V147L67 148V143H66V140L64 138V129H65V125L68 124ZM47 126H48V129H47ZM93 126H95V127L93 128ZM93 126L91 128H93L94 130L90 128L91 129L90 131H92V130L93 131H92V133L90 132L91 134L89 135L90 138L88 140V143H89L88 144L89 145L88 148L89 149L87 148L88 149V155H89L88 156L89 160L88 159L87 160H88V165H90L89 172H88L89 173L88 174V185H89V191H90L88 195H90V197L88 196V199L87 198L85 199L86 201L83 200L86 210H85V213H84L85 221H84V219L82 220V222L84 221V223L81 222V225L82 224L83 225L82 226L80 225L81 228H79V229H81V230H78V234H79L78 235L79 236L78 240H80V242L78 241V243H79V251H80L79 252L80 253L79 254L80 259H79V263L78 264H90L89 262H91L90 261L91 257L89 255V247L92 244V240L90 238L89 232H91L90 227H92V222H91L92 219L93 218H94V220L95 219L96 220L99 219L98 220L99 221L98 222L99 223L98 224L99 227H102V224H103L101 217L99 218L100 213H97V212H99L97 209H99L98 208L99 207L98 206V204H99L98 201H99V198H100V195H101L102 187H101V181L99 179L100 176L98 175L99 170L97 168V158H96L97 157V155H96V145L98 143L97 139L99 137L96 136V133H97L96 124L93 125ZM78 128H79V131H78ZM61 129H62V131H61ZM220 130H222V128ZM242 130H243L244 133L241 132ZM247 130H249V132ZM236 131H237V134H236ZM238 132L240 134H238ZM243 134H245V135H243ZM50 135H51V137H50ZM57 135H58V137H57ZM134 135H136V136H134ZM236 135L237 136L243 135V136L242 137H240V136L237 137ZM76 136H78V137H76ZM225 136L227 137L228 140L225 138ZM229 136H232L233 140L232 139L229 140V138H231ZM126 138L129 141L125 142ZM235 138H239V140L236 139V141H235L236 144L234 143ZM245 138H246V140H245ZM77 139H78V141H77ZM262 139L264 140V137ZM57 141H58V143H57ZM259 141H261V140H259ZM227 142H228V144H227ZM222 143H223V145H221ZM226 144L230 147V151H231V152L229 151V153L227 152L228 154L226 153V151L229 150V147ZM232 144H234V147H232ZM246 144L249 145V147H251L252 150L250 149V151H249V147L248 146L246 147ZM56 146H57V149H56ZM222 146H225V147L227 146L228 148H225V147H222ZM65 149H68V151L66 152ZM214 151H215V149L213 150V152ZM246 151H247V154H248L247 156H246ZM221 152H222V150H221ZM250 152L251 153L253 152V153L249 154ZM205 155L203 156L204 159H206V158L207 159L208 158L213 159L214 158L213 155H211L212 158H211V156L209 157L210 154H208V152H206ZM227 155H228L229 158L227 157ZM214 156H215V154H214ZM249 156H251V157H249ZM70 157H72V158L70 159ZM217 158H215L216 160L213 159L214 163H211L212 162L211 160H209V162H208L207 159L206 160L203 159L204 162L206 161L208 163L205 162L206 164L204 165L203 164L204 162L202 160L203 163H201L202 165L200 164L199 167L203 166V167L208 169L211 165L212 166L215 165V168L218 170V173L220 175V173L222 172L220 170H222V167L224 166L223 164L225 163V166L227 168H225V166H224L223 170L225 169L224 171L228 172V170L230 169L229 170L230 172H231V170L233 171V165L231 164V161L229 163V161L228 160L226 161V159H225L226 162L224 161V163H223V161H222L221 162L222 164H221L220 163L221 160L219 161ZM130 159H132V160H130ZM58 160H60L64 164V167H65V168L63 167L62 171H60V172H57V170H56V163H57ZM89 161H91V162H89ZM157 161H160V163L157 162ZM217 161L219 162L218 165L221 166L220 167L221 169L220 168L218 169L216 167V165L218 163ZM52 163H53V166H52ZM247 164H246V166H244L245 165V163H244L242 167H243V169L245 167L244 170H248L249 172L248 171H246V172H247V174H249L251 169H252L251 166L253 165V163H249L250 169H249V166ZM227 165L230 166V168ZM199 167L196 170L197 172H198V170L201 172V170H200L201 168H199ZM177 168H178V164H177ZM205 168H203L204 170H202V174L200 172L195 173V179L197 181L193 180L194 184L192 183L193 185H190L187 188L188 189L187 192H189V193H187L188 195H190V193H192L197 187L202 186L204 184V182L207 180L206 176L208 175V170L205 169ZM241 169L239 171L240 175L238 174L239 177H237V179L239 181L234 179V183H233V176H231V175L234 174V172H231L230 173L231 175L227 174L228 177L226 176V178H229L228 179L229 181H226L227 179L225 178L226 179L225 180L224 179L225 176L223 175L224 172H222L223 174L221 173V176L219 177L218 173L215 171L216 172V176L219 177V178H217V181L219 182V186L222 185V187L218 186L219 189L222 188L221 190H219L220 192L218 191L219 195L221 193L222 199H220L221 196H219L220 198L217 197L218 199H220L222 201L220 203L222 205H218V202H217L218 199L216 198L215 202H217V203H214V205L215 206L217 205L216 207L217 208L219 207V208L218 209L216 207L214 208V205H213V210H215V209L216 210L215 211L212 210L213 212H212V214H210L211 216L209 214H207L208 217L209 216L210 217L209 218L206 217L207 221L205 219L206 223H205V221L203 223L206 226L202 225L203 227H201V230H200L201 233L198 236V240L201 237L200 236L201 234H203V237H204V238L201 237L202 240L200 239L201 241H198L199 244H200V242H202L200 245L198 244V246H199L198 248L200 249L199 257H201L200 254H202L204 252L203 250L206 249L205 245H206V247L208 245V244H205V243L208 242L207 241L208 237H205V236L208 235V230L211 227H213V225H214V224H212L210 226V223H213V220L215 221V219L216 220L218 219V221H216V222L217 223L220 222L219 223L220 225L214 222L216 224V225H214V227H215L216 231L219 228V230L220 231L223 230L222 232L223 233L225 232V234H220L221 232L219 231V233H218V231H217L218 238L220 239L219 244L221 243V249L222 250L220 252V250H219L220 246H219V248H218L219 252L218 253L220 255L218 253H216L218 255H215V256H218V257H216L218 259L215 260V258H213L212 259V264L214 262L216 264H230L229 256L225 252L226 250L224 248V246H226V248H227V245L229 244L228 242H230V240L228 239L229 237L226 238L224 235H227L232 228L233 229L231 231H234V226L232 227L234 222H232L233 220L232 221L230 220V216H231L230 214H232V209L233 208L231 209L230 207H233L234 205L236 206V203L234 205L231 204V203H234V200L236 201V195H237L236 193H238V192H236L235 190H236V188L239 185H241L240 183L242 181L240 179L241 178L245 179L248 176V175H245L246 172H243L244 170H242L244 175L241 176V174H242ZM205 170H207V171H205ZM32 175H33L32 171L31 172L29 171L27 173L22 172L21 173V178L23 180H26V182H27V179H30ZM197 175H199V176L197 177ZM222 175L224 176L223 179H222L223 184H221V181H219L220 178H222ZM230 178H231L232 181H230ZM244 179H242V180H244ZM152 180H154L153 183L155 182V180L157 181L154 184L153 188H152V186H153ZM236 181L239 182V183L235 184ZM128 182H129V184H128ZM148 182H151L152 185L150 183L148 185L147 184ZM195 182H196V184H195ZM133 183L134 184L137 183V185L136 186L131 185ZM232 183H233V187H234L235 190L232 187ZM20 185H21V182L19 184L11 185L10 188L8 189L9 192L7 191L5 193V198L4 199H2L3 196L0 193V220L3 221V224H2L3 228L0 229V264H12L13 263V260H10V261H7V262L2 260V252L5 249H8V248L11 249L14 246V244H15V242L17 240V237H18V233H19L18 229L20 228L23 219H25V217H26V213L21 211L20 203H18V196H19V193H20V190H21ZM229 186H231V187H229ZM43 187L44 186H42V187L41 186L34 187L33 188V192H34V190L37 192L38 190H40L42 188V189H44V192H43L42 189L40 190V192L39 191L38 192L41 195H42V193H44L42 195V197H43L44 195H47L49 193V191L46 190V188H43ZM130 187L132 188L131 193H129L130 191L128 190ZM150 188H152V190H150ZM174 188L176 190H174ZM223 188H224V192H223ZM238 188L240 189V187H238ZM146 189H147V191H146ZM232 189L234 190V192H232L233 191ZM239 189H237V191ZM228 190H231L232 193H229ZM45 191L46 192L48 191V193H46ZM148 191H152V192H149L151 194H149ZM222 192H223V194H222ZM263 192H264V189H263ZM145 194H146V199H148V201L144 197ZM141 196H143V198H141ZM44 197L42 199L45 201ZM226 197H228L229 199L226 198ZM41 198H39L40 203H38L36 205L37 208L35 207L37 212L41 211V206H42V203H43V200L41 201ZM179 198H181V199H179ZM230 198H232V199H230ZM144 199L146 201H144ZM223 199H228V201L226 200L227 204L226 203L225 204L226 205L230 204L232 206L228 205L230 207H227L226 205H224L225 201ZM220 200H218V201L220 202ZM230 200H232L233 202L231 201V203H229ZM259 200H261V202ZM117 201L120 204V206L117 203ZM143 202H145L144 205H143ZM258 202H259L258 204L261 205L262 207L259 206V205H256L257 207H259V208H255L256 214L259 211L258 214H257L258 217L256 219V214H255L254 218L256 220H255V222H254V220H252V222H254V223H253V225H251V229H250V233H249V234L252 235V236L250 235V242H252L253 239H254L253 240L254 242L256 241L255 243L252 242V244H251V247H252L251 256L252 257L255 256L254 257V261L257 264H258V260L256 261V259H258L257 257L259 255V248H257V250H256L255 247L256 246L259 247L260 243H258V242H261L260 240L262 239L263 226L261 224L262 222H260L262 220H260V219L263 217L262 213L264 214V211H263L264 210V207H263L264 206V195H263V199H262V194H261V196L258 199ZM187 203H189V205ZM220 206H221V208H220ZM222 206H225L226 208L222 207ZM260 208H262L263 210H260ZM18 209H19V211H18ZM111 209H112V211H111ZM113 209H114V211H113ZM211 209H212V207H211ZM211 209L209 210V213H211ZM20 211H21V213H20ZM153 211H156V212L152 213ZM259 214L262 215V217L260 216V219H259ZM75 215L78 216L77 213ZM97 215H98V218H97ZM85 216H86V218H85ZM157 217H159L160 219L157 218ZM147 218L149 219V221H148ZM6 219H7V221H6ZM208 219L210 221H208ZM158 220H160V221H158ZM16 221H17V223H16ZM231 222H232V224H230ZM252 222H251V224H252ZM121 223H120V225H121ZM221 224L223 225V227L222 228L218 227V226H222ZM204 227H206V228H204ZM15 228H16V230H15ZM180 228H181V234H180L179 237L181 239H179V237H178L179 242H177L178 241L177 239L172 241V239H173L172 236L173 235H171V234L172 233L174 234L175 230L180 229ZM202 228H204V232H206V233L202 232V230H203ZM207 228H209V229L206 230ZM79 231H81V232L79 233ZM120 231L123 232V235L121 234ZM118 232L120 234H118ZM31 233H30V235H33V231ZM58 233H60V234H58ZM230 233L232 234L233 232H230ZM6 234H8V235L6 236ZM113 234H115V235H113ZM204 234H206V235L204 236ZM253 236L255 238H253ZM220 237L222 238L223 241L221 240ZM204 239H205V241H203ZM225 239H227V242L223 243L224 241H226ZM180 240H181V242H180ZM171 241H172L173 244L176 243V242L177 243L174 244V245L171 244V243L169 244V242H171ZM203 243H204V245H203ZM222 243H223V248H222ZM253 243L254 244H258V245L254 246ZM224 244H227V245H224ZM62 249L63 248L59 249L58 253H57L58 255H56L59 258V259L57 258L58 261H61V259L63 258L62 256H63V250L64 249L63 250ZM186 251H188V252H186ZM256 251L258 252V255H257ZM110 252H112V253L110 254ZM254 253L256 255L253 256L252 254H254ZM184 255H186V256H184ZM197 259H199V258L197 257ZM251 259H253V258H251ZM187 260H188V258H187ZM80 261H81V263H80ZM176 261H174V262L176 263ZM86 262H88V263H86ZM104 262H103V264H104ZM197 262H194V263L201 264L200 263L201 261L199 262L197 260ZM250 262L251 263H249V264H253V263L256 264L255 262H252V260ZM175 263H173V264H175ZM179 263H176V264H179ZM194 263H192V264H194ZM182 264H186V263H182Z\"/></svg>",
  "mask_w": 264,
  "mask_h": 264
}]
</instances>
